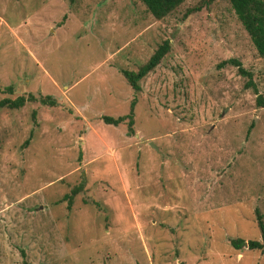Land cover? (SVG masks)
Segmentation results:
<instances>
[{"label": "rangeland", "instance_id": "obj_1", "mask_svg": "<svg viewBox=\"0 0 264 264\" xmlns=\"http://www.w3.org/2000/svg\"><path fill=\"white\" fill-rule=\"evenodd\" d=\"M165 40L133 133L103 123L133 97L120 70ZM7 86L56 105L0 110V264H264L229 244L264 221V58L227 0L161 20L139 0H0Z\"/></svg>", "mask_w": 264, "mask_h": 264}, {"label": "trees", "instance_id": "obj_2", "mask_svg": "<svg viewBox=\"0 0 264 264\" xmlns=\"http://www.w3.org/2000/svg\"><path fill=\"white\" fill-rule=\"evenodd\" d=\"M69 5L74 4L77 0H66ZM146 11L155 19L161 20L178 8L186 0H139ZM215 0H201V5L207 7ZM233 14L240 23L243 30L246 32L251 44L253 45L257 55L260 58H264V0H227ZM195 10H198L195 9ZM170 49L169 42L163 41L161 45L151 54L148 60L142 65L138 66L136 71L120 70V73L126 83L129 85L133 92V97L129 102V109L125 115L117 117L102 116L100 119L103 123L108 125L117 126L124 123L127 127V133L131 135L133 133L134 123V107L136 104L135 94L140 91L139 82L144 79L149 73H151L168 53ZM221 65H231L236 67L237 73L242 77L247 78V86L254 89V85L251 81L250 72L242 68L240 62L236 59H227L220 63ZM11 86L0 88V93H11ZM258 104L264 106L260 97H257ZM38 101L39 104L49 107H54L56 101L50 96L40 97L36 99L31 94L26 96H17L14 99L3 98L0 99V110H18L22 108L26 103H33ZM35 112L32 111V120H34ZM30 138V137H29ZM27 138L23 146H26L29 142ZM78 189H72L70 195L63 196L62 200L67 201V209H70L72 198L77 194ZM68 199V200H67ZM263 216L255 209V225L259 232V240H246L241 238L229 240V244L235 249L239 250L246 247L250 251H259L264 253V221ZM183 264V263H179Z\"/></svg>", "mask_w": 264, "mask_h": 264}, {"label": "water", "instance_id": "obj_3", "mask_svg": "<svg viewBox=\"0 0 264 264\" xmlns=\"http://www.w3.org/2000/svg\"><path fill=\"white\" fill-rule=\"evenodd\" d=\"M150 146L153 147V145L150 143Z\"/></svg>", "mask_w": 264, "mask_h": 264}]
</instances>
